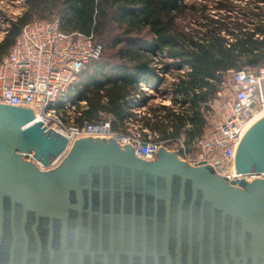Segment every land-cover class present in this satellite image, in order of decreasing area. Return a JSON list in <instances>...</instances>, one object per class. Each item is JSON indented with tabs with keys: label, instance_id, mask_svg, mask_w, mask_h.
I'll return each mask as SVG.
<instances>
[{
	"label": "water",
	"instance_id": "1",
	"mask_svg": "<svg viewBox=\"0 0 264 264\" xmlns=\"http://www.w3.org/2000/svg\"><path fill=\"white\" fill-rule=\"evenodd\" d=\"M35 120L0 104V264H264V178L230 183L165 147L145 161L94 138L44 170L68 140ZM236 169L264 175V117Z\"/></svg>",
	"mask_w": 264,
	"mask_h": 264
},
{
	"label": "trees",
	"instance_id": "2",
	"mask_svg": "<svg viewBox=\"0 0 264 264\" xmlns=\"http://www.w3.org/2000/svg\"><path fill=\"white\" fill-rule=\"evenodd\" d=\"M14 1V0H10ZM24 12L9 20L0 42V62L7 56L21 30L34 20L58 19L66 33L93 35L104 48L68 92L77 103L74 123H95L102 113L115 118L113 131L127 133L130 119L159 135L165 146L185 137L191 145L205 126L203 106L212 100L230 71L258 70L264 65V0L260 6L237 7L223 1L214 13L185 0H24ZM235 12V14H234ZM203 15L200 30L184 32L179 16ZM170 60V63L166 61ZM187 69V70H185ZM179 111L150 107L153 118L133 114L134 98L142 84L167 83ZM169 84V83H168ZM86 102V106L78 103ZM147 103V98L143 97ZM62 105V104H60ZM59 105V106H60ZM165 112L163 116L157 113ZM204 111V112H203Z\"/></svg>",
	"mask_w": 264,
	"mask_h": 264
},
{
	"label": "built area",
	"instance_id": "3",
	"mask_svg": "<svg viewBox=\"0 0 264 264\" xmlns=\"http://www.w3.org/2000/svg\"><path fill=\"white\" fill-rule=\"evenodd\" d=\"M103 51V46L95 41L93 35L63 32L58 19L34 20L21 30L7 56L0 62V104L33 110L36 118L40 117L35 122H42L48 130L68 140L67 151L50 168L62 162L75 141L94 138L114 139L121 147L130 145L137 150V157L145 161L156 160L160 149L165 147L177 152L191 165H210L230 183L264 178L260 173L239 174L236 169V154L243 137L252 122L264 117V65L255 71L228 72L215 97L208 103V108L215 115L212 125L191 145H187L183 136L168 147L159 140L157 133L144 129L132 119L127 123V133L113 131L115 118L109 114L102 113L97 122L82 126L76 125L73 118L71 122L64 120L63 112L77 115L78 105L68 100L69 90L75 87L82 72L99 59ZM167 83L142 84V94L134 98L133 114L139 119L153 118L149 103L142 99L157 96V90ZM174 100L176 97L170 89L161 104L169 102L173 110L179 111ZM78 104L86 106L85 101ZM192 145L196 149L195 155L187 153Z\"/></svg>",
	"mask_w": 264,
	"mask_h": 264
},
{
	"label": "rangeland",
	"instance_id": "4",
	"mask_svg": "<svg viewBox=\"0 0 264 264\" xmlns=\"http://www.w3.org/2000/svg\"><path fill=\"white\" fill-rule=\"evenodd\" d=\"M185 1L199 8L203 6L207 7L209 10L207 13H214L215 11L213 10L215 6H217L218 3L223 1H227L229 4L241 8L243 7L252 8V6L258 4H260V6L263 5L262 3H258L260 0H185ZM23 2L24 0H14V1L0 0V42L3 40V38L7 33L6 29L9 26V20L14 19L16 16H19L24 12L25 7ZM200 17H203V15L200 16V14L198 13H195V15L189 14L187 16H179L175 22L177 23V26H179V28L182 29L184 32H192L193 34H195L196 31L200 30V24L203 19ZM166 62L170 63L171 61L167 60ZM166 79L167 82H169L170 80V83L174 81L172 76H167ZM168 90H170V88L168 89V83H167L160 90H157L156 92L157 96L152 95V97H147V103H149L148 108L160 106L161 103L165 101L166 96H168ZM206 113L207 115L205 114V126L203 129V133H205V131L210 127V125H212L215 119V115L210 110V108L209 111ZM157 114L161 115L162 112L159 111ZM74 117L75 116H73L69 112L68 113L63 112V118L67 122H71L72 118L74 120L75 119ZM187 153H190L191 155H195L196 154L195 147L192 145L191 148L187 150ZM26 159L31 160V156H28ZM40 168L44 169L43 167H41V165ZM49 169L51 168H46L44 170H49Z\"/></svg>",
	"mask_w": 264,
	"mask_h": 264
},
{
	"label": "crops",
	"instance_id": "5",
	"mask_svg": "<svg viewBox=\"0 0 264 264\" xmlns=\"http://www.w3.org/2000/svg\"><path fill=\"white\" fill-rule=\"evenodd\" d=\"M169 83V82H168ZM171 87V85L170 84H168V89ZM209 103V102H208ZM208 103H206V104H204L203 106H206V107H208ZM161 105H163V106H167V107H170V104H169V102H166L165 104H161ZM178 105H176V108H178V110H179V106L177 107ZM157 107H161V106H157ZM171 108V107H170ZM161 112H162V116L165 114V112L163 111V110H161ZM204 112V111H203ZM205 114L207 115V113H203V115H204V117H205ZM187 128L188 129H193L194 130V133H195V135H196V139L197 138H199V137H197V135H198V133H197V125L195 124V123H193V127L191 126V125H187ZM195 139V140H196Z\"/></svg>",
	"mask_w": 264,
	"mask_h": 264
},
{
	"label": "bare ground",
	"instance_id": "6",
	"mask_svg": "<svg viewBox=\"0 0 264 264\" xmlns=\"http://www.w3.org/2000/svg\"><path fill=\"white\" fill-rule=\"evenodd\" d=\"M36 119H37V121H39V120H40V117H38V116H37V118H36ZM260 119H261V118H259V119H257L256 121L252 122V125H251V126H253V124H255V123H256L258 120H260ZM58 161H59V159H57L56 161H54V163H53L52 167H53V166H55V165H56V163H57Z\"/></svg>",
	"mask_w": 264,
	"mask_h": 264
}]
</instances>
